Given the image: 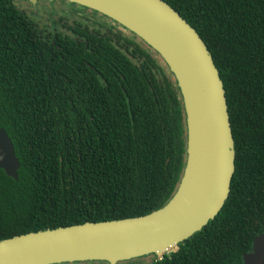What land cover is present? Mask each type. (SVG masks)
Masks as SVG:
<instances>
[{"label":"trees","instance_id":"16d2710c","mask_svg":"<svg viewBox=\"0 0 264 264\" xmlns=\"http://www.w3.org/2000/svg\"><path fill=\"white\" fill-rule=\"evenodd\" d=\"M163 1L214 59L236 168L201 231L162 258L117 264H243L264 233V0ZM86 9L110 28L75 21L44 38L27 7L0 0V127L21 165L18 180L0 168V240L148 215L179 187L187 126L175 76L138 36Z\"/></svg>","mask_w":264,"mask_h":264},{"label":"water","instance_id":"95a60500","mask_svg":"<svg viewBox=\"0 0 264 264\" xmlns=\"http://www.w3.org/2000/svg\"><path fill=\"white\" fill-rule=\"evenodd\" d=\"M34 3L33 0H31ZM90 9L138 36L164 60L180 88L187 126V155L179 187L169 202L148 215L116 221L46 229L0 240V264H66L156 259L215 219L230 194L235 172V141L226 93L214 59L197 31L163 0H48ZM201 127L193 159V131ZM15 146L0 127V168L18 180ZM196 168L197 177L185 181ZM243 264H264V233Z\"/></svg>","mask_w":264,"mask_h":264},{"label":"rangeland","instance_id":"374dc122","mask_svg":"<svg viewBox=\"0 0 264 264\" xmlns=\"http://www.w3.org/2000/svg\"><path fill=\"white\" fill-rule=\"evenodd\" d=\"M20 5L27 7L30 12L31 19L38 25L44 26L48 30L52 29L55 18H58L60 15L64 14V10L67 9V4L65 5L62 1H41V0H16ZM62 3V4H61ZM66 6V7H65ZM99 14V13H96ZM94 23V22H93ZM93 23H89V29L93 26ZM96 25V24H95ZM104 33V32H102ZM153 256V255H152ZM156 258V257H152Z\"/></svg>","mask_w":264,"mask_h":264},{"label":"flooded vegetation","instance_id":"af4514ba","mask_svg":"<svg viewBox=\"0 0 264 264\" xmlns=\"http://www.w3.org/2000/svg\"><path fill=\"white\" fill-rule=\"evenodd\" d=\"M66 8L67 9L64 10V14L63 15H60L58 18H55V21H54V24L52 25L53 27H52L51 30H48L44 26H40V25L36 24L34 21L32 22L34 25H37L40 29H42V30H39L40 31L39 34L41 36H43L44 38H46V37H51V36H53L55 34H59L60 32H63V29H62L63 26H65V27L67 25H73V26H75V21H77V22H85V25L86 26H89L90 21H91V23L94 22L93 23V27L95 26L94 29H98L99 28V29H103V31L110 28L109 25H107V24H105L103 22H101L102 24L96 22L95 21V18L92 17V16H90V13L87 14V13L83 12L82 10L80 12L79 9L81 7L74 6L73 9H71V7H66ZM99 15H101V14H99ZM63 16H65L68 20L66 18H64ZM101 16H103V15H101ZM103 17H105V16H103ZM105 18L108 19L107 17H105ZM108 20H110V19H108ZM110 21H112V20H110Z\"/></svg>","mask_w":264,"mask_h":264},{"label":"bare ground","instance_id":"6f19581e","mask_svg":"<svg viewBox=\"0 0 264 264\" xmlns=\"http://www.w3.org/2000/svg\"><path fill=\"white\" fill-rule=\"evenodd\" d=\"M199 138L201 140V142H203L204 138H203V132H202V128L198 127L197 131H193V142H192V153H193V159L196 162V158L197 155L200 157L198 166L200 167V165L203 163V153L199 152L200 149V141ZM197 175V170L196 168H193V170L189 173L184 186L187 187L190 184H192V182L196 179Z\"/></svg>","mask_w":264,"mask_h":264}]
</instances>
